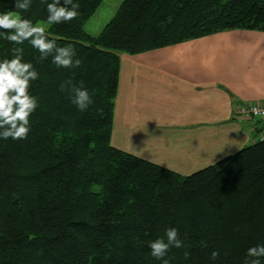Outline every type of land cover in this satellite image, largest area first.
<instances>
[{
  "label": "trees",
  "instance_id": "trees-1",
  "mask_svg": "<svg viewBox=\"0 0 264 264\" xmlns=\"http://www.w3.org/2000/svg\"><path fill=\"white\" fill-rule=\"evenodd\" d=\"M0 1L33 24L47 23L52 2L32 0L21 11L16 0ZM73 2L77 18L49 25L46 35L58 47L71 45L79 67L58 68L28 41L0 36V61L21 47L40 74L29 89L38 107L28 138L0 137V264L251 260L248 249L264 244V139L183 176L116 149L111 135L121 54L233 29L264 32V0H123L96 36L83 27L102 0ZM69 80L89 92L86 110L72 102ZM168 228L184 246L156 259L149 244L166 240Z\"/></svg>",
  "mask_w": 264,
  "mask_h": 264
},
{
  "label": "crops",
  "instance_id": "crops-1",
  "mask_svg": "<svg viewBox=\"0 0 264 264\" xmlns=\"http://www.w3.org/2000/svg\"><path fill=\"white\" fill-rule=\"evenodd\" d=\"M264 32L233 29L120 55L111 145L183 176L254 143L264 125Z\"/></svg>",
  "mask_w": 264,
  "mask_h": 264
},
{
  "label": "clouds",
  "instance_id": "clouds-1",
  "mask_svg": "<svg viewBox=\"0 0 264 264\" xmlns=\"http://www.w3.org/2000/svg\"><path fill=\"white\" fill-rule=\"evenodd\" d=\"M45 3L46 0H41ZM32 0H16L14 9L27 11L30 9ZM79 4L73 0H52L47 3V23L49 25L69 22L79 15ZM0 36L3 39L15 44L22 45L28 41L31 46L40 53V60H45L52 56V63L58 68L70 69L79 67L81 60L76 56L71 45L58 47L56 39H49L46 29L40 24H33L29 19L22 18L13 11L0 13ZM12 58L0 61V137L7 140H25L30 132V116L38 107V100L29 92L33 81L39 79V72L31 62H24V50L21 47L12 49ZM71 86L74 97L72 102L81 111H84L92 103V98L82 86H76L71 80L67 81ZM63 87V86H62ZM251 111L257 116H264V109L254 107ZM164 238L156 239L149 244L151 255L156 259H163L167 252L175 247L182 248L183 242L178 238L176 228H168ZM187 256L188 253H185ZM219 256L218 251L211 253V258L215 260ZM247 256L251 260H246L245 264H261L264 258V244L248 249ZM163 264L169 261L163 259Z\"/></svg>",
  "mask_w": 264,
  "mask_h": 264
},
{
  "label": "rangeland",
  "instance_id": "rangeland-1",
  "mask_svg": "<svg viewBox=\"0 0 264 264\" xmlns=\"http://www.w3.org/2000/svg\"><path fill=\"white\" fill-rule=\"evenodd\" d=\"M123 0H102L95 13L85 22L83 30L91 36L98 35L104 26L113 18L117 9ZM9 11L0 1V13ZM47 30L49 24L46 22H37ZM36 23V24H37Z\"/></svg>",
  "mask_w": 264,
  "mask_h": 264
},
{
  "label": "built area",
  "instance_id": "built-area-1",
  "mask_svg": "<svg viewBox=\"0 0 264 264\" xmlns=\"http://www.w3.org/2000/svg\"><path fill=\"white\" fill-rule=\"evenodd\" d=\"M254 107H259L261 109H264V104H256V103H243L241 106H239L237 109L234 110L235 116L245 117L247 119L254 120L261 125H264V116H257L255 115L251 109ZM264 139V134L260 136V140Z\"/></svg>",
  "mask_w": 264,
  "mask_h": 264
}]
</instances>
